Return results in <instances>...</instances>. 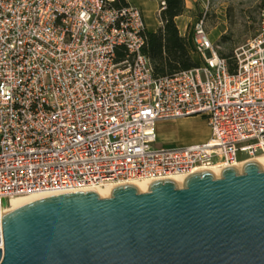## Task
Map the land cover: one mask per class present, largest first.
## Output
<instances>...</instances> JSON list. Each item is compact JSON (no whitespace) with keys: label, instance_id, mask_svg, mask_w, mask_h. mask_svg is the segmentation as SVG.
Masks as SVG:
<instances>
[{"label":"built area","instance_id":"2783aa9c","mask_svg":"<svg viewBox=\"0 0 264 264\" xmlns=\"http://www.w3.org/2000/svg\"><path fill=\"white\" fill-rule=\"evenodd\" d=\"M207 12L180 31L196 64L155 76L135 2L0 0V242L13 196L183 178L264 154V4L232 65ZM195 113L206 140L155 144L159 119Z\"/></svg>","mask_w":264,"mask_h":264},{"label":"water","instance_id":"95a60500","mask_svg":"<svg viewBox=\"0 0 264 264\" xmlns=\"http://www.w3.org/2000/svg\"><path fill=\"white\" fill-rule=\"evenodd\" d=\"M1 232L0 264H264V167L44 195L4 213Z\"/></svg>","mask_w":264,"mask_h":264},{"label":"rangeland","instance_id":"374dc122","mask_svg":"<svg viewBox=\"0 0 264 264\" xmlns=\"http://www.w3.org/2000/svg\"><path fill=\"white\" fill-rule=\"evenodd\" d=\"M189 2L192 8L186 7L184 12V15L191 19L188 25L208 3L206 29L218 51L224 53H231L237 45L256 33L260 9L264 4V0H190ZM156 18L159 19L158 9L147 10L148 24H153ZM192 57L194 60L200 59L194 51ZM156 132L158 138L155 144L158 145L200 142L210 136L207 117L200 113L159 119L156 123Z\"/></svg>","mask_w":264,"mask_h":264},{"label":"trees","instance_id":"16d2710c","mask_svg":"<svg viewBox=\"0 0 264 264\" xmlns=\"http://www.w3.org/2000/svg\"><path fill=\"white\" fill-rule=\"evenodd\" d=\"M128 2L129 0H107V4L111 6H120ZM185 10V0H165L164 7L159 11L160 24L154 30L146 27L143 30L142 50L152 63L155 76L170 75L196 64L190 53L188 38L180 32L176 20ZM219 53L232 65L233 51Z\"/></svg>","mask_w":264,"mask_h":264},{"label":"bare ground","instance_id":"6f19581e","mask_svg":"<svg viewBox=\"0 0 264 264\" xmlns=\"http://www.w3.org/2000/svg\"><path fill=\"white\" fill-rule=\"evenodd\" d=\"M253 158L257 159L262 165H264V154H257ZM241 164H238V165L236 164V165L238 167H240ZM207 168L213 170L215 173H218L222 167L218 164H213ZM174 178L179 183L182 180L181 176H174ZM131 182L135 183L139 187L140 190H144V189H146L148 180H146V179H133ZM95 189H97L101 193L102 196H106L109 194L111 187H110V185L96 186ZM41 196H44V195H42L40 193H29V194H22V195L13 196L10 199V202H9V205H8V208L6 209V211H10L12 209H15V208H17V207H19V206H21V205H23L29 201H32L36 198H39ZM1 246H2V241L0 242V247Z\"/></svg>","mask_w":264,"mask_h":264},{"label":"crops","instance_id":"0c3cea01","mask_svg":"<svg viewBox=\"0 0 264 264\" xmlns=\"http://www.w3.org/2000/svg\"><path fill=\"white\" fill-rule=\"evenodd\" d=\"M129 1L135 2L142 7L143 12H144V17H145L146 28H148L150 30L156 29L157 26L160 24L159 19L156 18V21L153 24H150V23L148 24V22L146 21V12H147V10L158 9L159 1L158 0H129ZM189 1L190 0H186L185 5L187 8H192V5L190 4ZM153 4H154V7L152 8ZM176 20H177L178 27H179L180 31H183L184 27L186 25H188V22L191 19L190 18L188 19V17L186 15H184V13H183V14L177 16Z\"/></svg>","mask_w":264,"mask_h":264}]
</instances>
